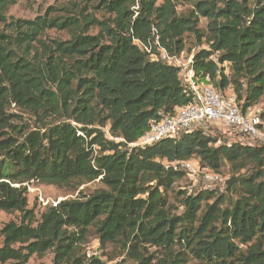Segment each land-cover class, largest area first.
Listing matches in <instances>:
<instances>
[{"label":"trees","instance_id":"trees-1","mask_svg":"<svg viewBox=\"0 0 264 264\" xmlns=\"http://www.w3.org/2000/svg\"><path fill=\"white\" fill-rule=\"evenodd\" d=\"M16 1L0 0V27ZM187 1L198 14L180 12L178 0H98L104 19L80 7L12 19L11 31H0V211L22 216L0 231L1 263L27 264L52 251L54 264H105L82 253L95 227L101 248L113 244L123 262L264 264V143L217 144L195 129L131 145L152 120L192 101L180 68L145 49L155 52L157 41L181 55L192 34L200 81L223 92L232 84L244 111L264 97V0ZM92 27L96 35L87 34ZM49 28L69 29L71 38L48 43ZM13 104L19 113L8 111ZM23 113L35 123L23 122ZM195 157L219 173L230 166L229 194L181 189L178 212L169 194L186 171L167 163ZM97 179L103 187L51 205L39 220L28 208L26 182L77 188Z\"/></svg>","mask_w":264,"mask_h":264},{"label":"rangeland","instance_id":"rangeland-1","mask_svg":"<svg viewBox=\"0 0 264 264\" xmlns=\"http://www.w3.org/2000/svg\"><path fill=\"white\" fill-rule=\"evenodd\" d=\"M86 8V12L91 13L98 19H104L108 17V14L98 5V0H17L15 3L11 4L7 10L8 23L2 24L0 31H5L9 33L11 31L10 21L16 19H35L38 15H45L48 13L50 16H62L65 14L74 15V13L68 9L77 10L78 8ZM178 9L180 12L189 13L191 10L194 13L198 14L196 7L187 0H178ZM208 20L200 15V20L198 27L206 29ZM99 32L98 27H92L87 34L96 35ZM71 30H61L57 28L46 29L42 34V38L45 39L48 43H52L53 40H68L71 38ZM187 49L182 53V61L185 63L187 60L193 56V54L199 49V46L196 43L195 38L192 34H187ZM203 46H207L204 44ZM208 47V46H207ZM182 68H186L182 66ZM226 72L231 77V68L227 65ZM184 74V72H183ZM242 85V94L245 90V84L241 80ZM218 90V89H217ZM220 91V90H218ZM223 93V91H220ZM234 93V86L230 84L225 92ZM251 110L256 111L257 113L262 114V123L264 125V97L259 100V102L254 105ZM9 112H18L17 108L13 104L8 108ZM19 113V112H18ZM20 119H23V122L33 125L35 119L31 118L27 114H22ZM205 131L210 135L218 139L217 144L221 143H234V142H244L247 141L236 131L234 128L224 125L221 121H212L209 123ZM108 138H112L106 129ZM193 165H200L199 158H192L190 160ZM244 170L242 171V173ZM220 174L222 175L221 180H218L216 183H206L203 182V175L200 174L201 184H196L195 181H192L190 176L187 174L182 179L179 180L175 185V191L170 192L169 198L174 205L178 206V212L183 211L182 206L179 204V198H177L176 193L179 190H186L189 193H196L205 189H216L219 194L228 195L227 191V180L232 176L231 168L229 165H224L221 169ZM27 188V197H28V208L35 211L36 219L41 218L42 213L47 210L51 205H56L59 201L64 199H75V198H84L87 197L94 190L103 187L99 179L84 183L83 185L72 188V187H58L55 185L45 184L38 181H29L24 184ZM233 198V197H231ZM21 214L18 211L6 212L0 211V231L3 226L9 221L15 220L17 222L21 221ZM3 236L0 232V246L3 245ZM18 246V245H16ZM82 253L86 254L87 257L92 255L99 256L105 264H136L135 262H123L125 258V252L121 254V250L114 247L113 244L109 243L104 249L101 248L99 237L95 227H90L89 232L85 238V242L82 245ZM54 253L48 251L44 256L40 257L38 255H33L27 264H54L53 262ZM0 264H10L1 263Z\"/></svg>","mask_w":264,"mask_h":264},{"label":"built area","instance_id":"built-area-1","mask_svg":"<svg viewBox=\"0 0 264 264\" xmlns=\"http://www.w3.org/2000/svg\"><path fill=\"white\" fill-rule=\"evenodd\" d=\"M145 49L153 60H162L180 68L181 78L192 96V101L188 105L179 107L172 115L158 121L152 120L150 128L139 140L131 143L132 146H145L165 138H177L182 133L195 129L205 131L206 126L212 121H221L224 125L234 128L249 144L264 143L261 114L251 108L244 111L234 93H222L210 82L200 81L192 68L193 56L184 63L182 55L170 54L158 41L155 52L148 46H145ZM209 78L207 75L206 79ZM190 160L175 161L167 165L187 171L191 180L195 181V185L201 184L198 178L200 174L203 175V182L206 183H216L221 180L222 175L219 172L201 166L200 162V165H193Z\"/></svg>","mask_w":264,"mask_h":264}]
</instances>
